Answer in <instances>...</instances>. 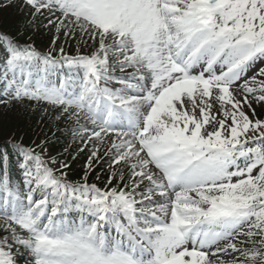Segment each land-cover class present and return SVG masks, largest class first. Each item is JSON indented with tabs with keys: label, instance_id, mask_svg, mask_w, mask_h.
Listing matches in <instances>:
<instances>
[{
	"label": "snow or ice",
	"instance_id": "obj_1",
	"mask_svg": "<svg viewBox=\"0 0 264 264\" xmlns=\"http://www.w3.org/2000/svg\"><path fill=\"white\" fill-rule=\"evenodd\" d=\"M10 7L0 264L18 249L27 264H264V0H0ZM41 104L88 148L79 181L47 133L21 135ZM101 161L103 187L88 183Z\"/></svg>",
	"mask_w": 264,
	"mask_h": 264
},
{
	"label": "trees",
	"instance_id": "obj_2",
	"mask_svg": "<svg viewBox=\"0 0 264 264\" xmlns=\"http://www.w3.org/2000/svg\"><path fill=\"white\" fill-rule=\"evenodd\" d=\"M21 13L17 12L15 8L0 9V27L4 29H9L14 26L15 22L20 18ZM52 33L45 32L43 36L37 34L38 38L36 39L37 45H46L49 41ZM42 108V106H40ZM40 108H36L35 111L28 113V125L31 126V131L27 128L22 129L21 135L25 136V143H31L32 140L36 139L35 133L43 130L49 137L53 140V149L58 150L60 153L64 154L62 150L64 144L62 142H70L71 145L75 148L76 143L73 142L74 137L71 132L67 131L70 125L65 124L62 120L52 123V115L57 111L56 109L53 112H49L48 115L41 116ZM53 133L55 135H53ZM77 141V140H76ZM3 142V137H0V143ZM66 161L68 159L65 158ZM77 160L73 161L70 165L71 168L69 171V176L74 181H79L80 177L83 175V172H78L74 170L77 165ZM95 172L89 176L88 183L96 184L97 186L103 187L105 185V172L102 166H94ZM17 170L11 172V177L14 182L16 178ZM100 178L97 179L96 177ZM2 234V233H0Z\"/></svg>",
	"mask_w": 264,
	"mask_h": 264
},
{
	"label": "rangeland",
	"instance_id": "obj_3",
	"mask_svg": "<svg viewBox=\"0 0 264 264\" xmlns=\"http://www.w3.org/2000/svg\"><path fill=\"white\" fill-rule=\"evenodd\" d=\"M50 38H51V37H50ZM62 39H63V38H62ZM49 40H50V39H49ZM57 43H60V41H58ZM79 43H80V42H79L78 40H75V41L70 40V41L64 43V47H65L66 51H67L70 55H75V54H76L77 45H78ZM80 50H81V52H83V48H82V46H81ZM77 78H78V77H77ZM53 80H54V78H53ZM53 111H54V109H53L52 107L49 106L46 115H48L49 112H53ZM44 116H45V115H44ZM79 147H80V144H79ZM90 147H91V145L89 146V148H90ZM66 149H67V150H70V148H66ZM51 152H52V155L56 156L57 159L62 160V159L59 157V155H57L56 153H54V152L52 151V149H51ZM101 152H103V148H101ZM86 160H87V155L83 158V160L80 162V164H79L78 167L84 169V165H85V163H86ZM62 161H63V160H62ZM100 164H101L102 166L106 167V168H105V173L107 174V165H106L105 161H101ZM14 256H15V257H19V260L22 261V262L19 261L17 264H27V261H26V259H25V257H27V253H26V252H23V250L18 249V250L14 253Z\"/></svg>",
	"mask_w": 264,
	"mask_h": 264
}]
</instances>
